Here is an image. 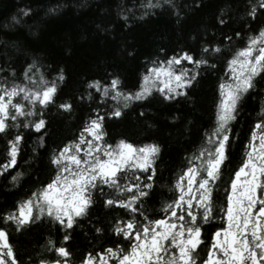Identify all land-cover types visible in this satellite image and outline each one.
I'll list each match as a JSON object with an SVG mask.
<instances>
[{
  "label": "snow or ice",
  "instance_id": "6c2138e0",
  "mask_svg": "<svg viewBox=\"0 0 264 264\" xmlns=\"http://www.w3.org/2000/svg\"><path fill=\"white\" fill-rule=\"evenodd\" d=\"M22 3L0 18V188L22 192L0 207V264H264V0H215L186 38L207 0H57L43 16ZM65 10H95L115 55L74 70L87 32L66 33L59 59L36 47ZM165 14L175 45L140 57L118 32ZM118 59L141 60L135 80ZM209 80L200 124L174 106L195 113ZM162 123L191 145L178 162Z\"/></svg>",
  "mask_w": 264,
  "mask_h": 264
},
{
  "label": "trees",
  "instance_id": "16d2710c",
  "mask_svg": "<svg viewBox=\"0 0 264 264\" xmlns=\"http://www.w3.org/2000/svg\"><path fill=\"white\" fill-rule=\"evenodd\" d=\"M56 2L57 0H35V6L41 9L40 15L43 16L42 9L54 5ZM18 5L23 6L22 0H0V18L10 16L16 11ZM214 8L215 0H207V7L191 15L187 22L184 37H187L188 29L195 28L202 19L210 18L214 12ZM46 19L47 27L42 31L40 39L35 41L34 44L36 47L49 52L54 58H61L60 41L66 33L78 35L81 32H87L91 36L89 40L79 43L76 46L73 56L68 61L74 70H91L99 59L105 58L110 60L115 55L116 41L111 38L105 39L103 34L95 33L94 31V21H96L95 10L84 12L65 10L62 14ZM237 26H239V21L237 22ZM118 32L126 36L129 40L134 41L140 57L145 53L154 51L157 45H175L180 39L172 19L166 14L139 21L135 23L130 31L128 29H118ZM6 38L0 35V40ZM12 39L25 41L31 38L25 33L20 36H13ZM118 64L120 68L127 72L131 80H135L141 65L140 59L134 61H120L118 59ZM212 83V80L205 81L198 90V103L202 107L195 113L190 112L187 105L181 104L174 107H179L182 112L188 114L194 121L200 124H206L212 118ZM254 103V101L251 102L253 105ZM156 107L162 114L169 111V108L163 105H156ZM126 127H131V125H126ZM168 130H170L168 125L162 123L157 135L169 144L164 155V160L171 164L179 161L181 149L190 148L191 145L183 142L179 144L175 143L173 139L176 136L175 131L173 130L172 137H169L166 135ZM246 132L247 126L241 129V135L243 136ZM0 147H2V144H0ZM235 162H239L238 155L236 156ZM21 164H23V161H21ZM0 184H3L2 178H0ZM20 195H22V192L7 193L0 188V207L10 205ZM26 241L27 238H21L18 246L21 249L27 248Z\"/></svg>",
  "mask_w": 264,
  "mask_h": 264
}]
</instances>
